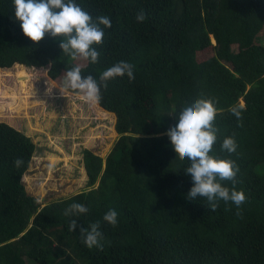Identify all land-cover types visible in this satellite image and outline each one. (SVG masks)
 I'll return each mask as SVG.
<instances>
[{
  "label": "trees",
  "instance_id": "1",
  "mask_svg": "<svg viewBox=\"0 0 264 264\" xmlns=\"http://www.w3.org/2000/svg\"><path fill=\"white\" fill-rule=\"evenodd\" d=\"M93 19L105 16L96 64L73 61L60 39L46 34L38 44L24 35L13 0H0V72L15 67L21 91L28 69L43 68L60 82L76 64L98 82L103 71L125 61L127 75L101 85L98 106L115 116L118 135L105 159L83 152L88 186H98L42 207L25 191L35 146L14 127L0 122V264H264V45L256 43L264 25V0H75ZM143 11L147 19L138 22ZM212 40L214 44L212 45ZM212 54L198 59V53ZM25 69L26 84L19 80ZM28 68V69H27ZM7 74V73H6ZM27 105L24 97L12 95ZM199 98H218L217 142L210 155L239 166L235 188L246 202L189 200L194 186L167 131ZM243 103L242 121L229 111ZM242 122V126H240ZM235 134L236 153L221 150ZM177 157V158H176ZM24 161L20 168L16 159ZM222 184L230 189L231 181ZM72 203L89 209L68 215ZM111 209L118 225L104 221ZM77 220L75 232L69 224ZM99 222L103 250L89 249L80 229Z\"/></svg>",
  "mask_w": 264,
  "mask_h": 264
},
{
  "label": "clouds",
  "instance_id": "2",
  "mask_svg": "<svg viewBox=\"0 0 264 264\" xmlns=\"http://www.w3.org/2000/svg\"><path fill=\"white\" fill-rule=\"evenodd\" d=\"M15 6V17L23 30L25 36L31 41L39 43L46 34L60 39V48L73 61H91L96 64L100 53L93 45H101L104 38V30L100 27L111 28L109 17L100 16L95 20L93 17L75 3V0H13ZM146 14L141 11L136 20L144 22ZM127 75L129 80H134L133 65L121 61L103 71L99 82L92 76L82 75V66L76 64L66 72L63 80V90H71L91 106L100 103L101 85L107 89L108 81L116 77ZM218 98H199L191 106H186L178 115V123L171 127L166 135L169 137L174 151L181 163L190 161V166L185 169L190 175L194 186L187 194L189 200L198 197L206 198L207 209L215 212L219 207V201H229L237 206L236 215L240 216V206L246 202L243 191L235 188L236 177L239 166L233 160L217 158L210 153L217 142L219 128L215 121L218 114L223 112L218 108ZM244 105H233L229 111L242 121ZM242 126V122L240 124ZM238 144L233 136L225 138L221 150L230 154L236 153ZM176 157V158H177ZM24 161L16 159L14 165L20 168ZM223 181H231L233 187L230 189L222 184ZM89 211L80 203H72L66 210L65 215H80ZM111 226L118 225V213L111 209L103 217ZM78 227L77 220L69 224V231L75 232ZM99 222L93 223L90 230L80 229L82 242L89 248L96 247L103 250L101 240L103 234L99 230Z\"/></svg>",
  "mask_w": 264,
  "mask_h": 264
},
{
  "label": "rangeland",
  "instance_id": "3",
  "mask_svg": "<svg viewBox=\"0 0 264 264\" xmlns=\"http://www.w3.org/2000/svg\"><path fill=\"white\" fill-rule=\"evenodd\" d=\"M259 42L264 45V25L256 39ZM211 54L209 48L197 57L203 59ZM15 71L13 67L9 72H0V122L29 137L35 146L21 180L27 194L42 207L97 188L98 181L90 187L87 184L83 152L89 150L106 158L118 139L115 116L98 104L89 105L75 92L63 90L64 77L60 82L52 81L43 68L27 70L30 79L21 91ZM18 78L26 84L28 77L23 67L19 68ZM14 94L24 97L27 105L19 100L13 104Z\"/></svg>",
  "mask_w": 264,
  "mask_h": 264
}]
</instances>
